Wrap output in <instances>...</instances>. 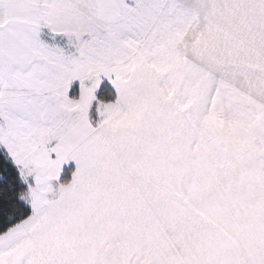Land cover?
I'll list each match as a JSON object with an SVG mask.
<instances>
[{
  "label": "snow or ice",
  "instance_id": "6c2138e0",
  "mask_svg": "<svg viewBox=\"0 0 264 264\" xmlns=\"http://www.w3.org/2000/svg\"><path fill=\"white\" fill-rule=\"evenodd\" d=\"M0 264H264V0H0Z\"/></svg>",
  "mask_w": 264,
  "mask_h": 264
}]
</instances>
